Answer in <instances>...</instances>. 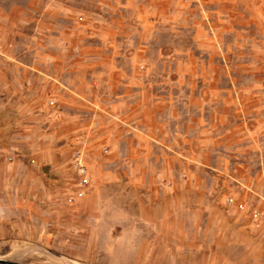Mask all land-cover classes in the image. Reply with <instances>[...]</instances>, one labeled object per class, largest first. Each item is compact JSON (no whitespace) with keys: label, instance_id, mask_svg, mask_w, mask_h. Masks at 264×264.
Segmentation results:
<instances>
[{"label":"rangeland","instance_id":"374dc122","mask_svg":"<svg viewBox=\"0 0 264 264\" xmlns=\"http://www.w3.org/2000/svg\"><path fill=\"white\" fill-rule=\"evenodd\" d=\"M91 1L89 12L69 15L70 35L78 42L71 51L84 47L90 52L84 57L83 75L67 73L62 66L51 72L46 56L43 63H36L47 70L40 77L20 76L14 70L8 74L12 93L18 97L21 91L23 98L41 103L53 130L56 125L74 127L73 139L15 140L19 146L12 148L7 146L10 140L0 139V156L5 154L7 163L71 167L64 178L53 175L52 183L73 182L64 188L74 194V201L65 202L63 194L61 206L79 210L80 216L55 235L52 228L44 243L0 242V260L26 253L22 261L13 262L264 264V0ZM80 6L74 8L81 10ZM111 20H117L119 28L111 30ZM102 25L108 28L103 30ZM39 30L40 35L54 36L48 28L32 24L21 36L34 44L17 37L3 43L0 38V54L25 52L27 46L29 52L44 55L67 50L68 44L61 42L58 49L55 43L52 49L49 43L44 49L37 47L33 36ZM135 51L133 72L130 60L97 57ZM109 62L123 71L124 77H116L115 84L135 85L133 95H123L120 103L114 101L121 90L108 91L100 70ZM216 83L234 90L231 99L205 92L204 87ZM203 93L206 101L196 107ZM185 96L191 102L186 110L180 102ZM132 101L138 102V115L123 123ZM201 129L205 131L200 135ZM199 137L201 146L217 141L210 155L211 165L217 166L210 169L218 175L217 184L207 187L210 195L203 203L195 195L194 183L173 187L166 182V167H209L198 162L200 157L176 155L178 150L188 153L186 147L197 149ZM38 142L54 144L57 150L35 156ZM77 158L87 170L104 167L110 178L93 188L88 171L89 184L81 187L74 168ZM115 170L121 172L116 182ZM89 187L95 198L85 203L80 198ZM227 198L234 204L224 205ZM239 205L244 209L237 210ZM88 207L96 217L82 220V210ZM115 225L119 233L124 229L128 233L110 237L101 229Z\"/></svg>","mask_w":264,"mask_h":264},{"label":"crops","instance_id":"0c3cea01","mask_svg":"<svg viewBox=\"0 0 264 264\" xmlns=\"http://www.w3.org/2000/svg\"><path fill=\"white\" fill-rule=\"evenodd\" d=\"M78 2L82 5L80 6ZM91 2V0H0V38L3 43H5L4 39L10 41L11 38L17 37L19 41L22 39L24 43L28 45L30 39H28L27 36L21 35L23 29L34 24L36 27L48 28L49 31H53L54 35H40L41 33L39 30V35L33 36L37 47L44 49L49 43L52 46L50 49H52L55 43L56 49H58L57 45L59 42L63 45L65 43L68 44L65 52L49 51L46 55H44V53L29 52V46H27L28 52L25 51L18 54L6 52L0 54V139L10 140V142H7V146L11 148L16 147L18 143H16L15 140L20 141L23 139H33L35 141L44 139L55 141L61 139L68 141L71 136V139H73L74 127L68 128L69 125L66 127H58L59 125H56L57 128L53 130L50 119L47 114H45L47 109L44 108L41 103L36 102V100L32 102L23 98L20 93L21 91H18V97L14 95L10 85L11 81H9L10 75L8 74L10 71L14 70L13 72L19 71L20 76L32 75L40 77V75H43L44 72L46 73L47 70L43 69L42 71L40 67H37V64L40 62L43 63V59L46 56L50 60L49 65L52 66L51 72H54L56 70L55 68L59 69V67L62 66L67 73L73 74L74 72L79 73V71H82L81 75H83V72L87 70L85 69L87 66L85 63L87 62L84 57L90 54V52L85 51L84 47L83 49L80 48L81 51L77 53L71 51V48L78 42L76 41L77 38L73 37V34L70 35V26L72 24L70 16L75 11H82V13H85L86 10L89 12ZM104 2V5L108 4ZM76 5L80 6L81 10L74 8L77 7ZM32 13L34 14L33 19L31 16ZM59 21L62 22V24H60ZM109 23H111L109 27L111 30L113 28H119V22H117V20H111ZM100 28L105 30L108 27L102 25ZM109 34L112 33L109 31ZM36 37H38V42H36ZM30 44L34 43L30 42ZM68 47L70 48L69 50ZM101 56L102 59L110 58V60H112L113 56H119L121 59L130 60L131 72L136 70L133 69V67H135L134 61L138 58V52L136 51L134 53L130 52L128 55L124 54L123 56L122 54H117V52L108 55L104 53L97 55L99 58ZM27 59L33 60L34 62H25ZM11 61H18V63L14 65ZM99 65H101V63ZM100 70H104L103 75L106 76L108 81H106V88L108 91H113V93H115L121 90L120 98L118 101H114L115 103L122 102L123 95H133L132 86L135 85H127V83H124L120 87V82L115 84L114 79H116V77H124L123 71L119 67L116 68L109 62L103 65V67H100ZM204 88L207 89L205 92H210L211 96H227L225 101L231 99V94L234 91L232 88H224L217 85V83ZM135 89L138 90L137 88ZM203 90L202 88L200 92ZM204 95L205 93L200 95V101L198 100L196 102L198 104L196 107L200 105L203 106V103L206 101ZM184 99V101L180 102H182V108L186 110L189 108L191 102L186 96ZM132 102L133 103L129 106L130 113L128 116H124L126 121L123 123L131 121L133 117L138 115V102ZM113 106L114 105H112V108ZM17 109L19 112L15 113L14 110ZM26 112H33L35 116L29 117L25 115ZM18 114L20 116H18ZM129 115L130 120L128 119ZM60 118V122L65 124L66 118L63 116ZM57 121L58 120L54 121L55 124ZM72 122L74 123V121ZM197 124H200L199 118L197 119ZM204 131V129H201L199 134L201 135ZM132 134L134 133L132 132ZM114 137L117 138V134H115ZM204 139L206 138L204 137ZM201 142H203V139L199 137L197 149H195L196 146H194V148H192V146L186 147L188 153L184 154L181 150H178L176 155H193L200 157L198 162H200L202 166L206 165L209 167H166V182L173 187L183 182L194 183V187L197 189L195 195L200 199V202L203 203L210 195L207 187L217 184L218 175L212 173L214 169H217V166L216 164L211 165L210 163V155L214 153L213 150L216 146L214 144H217V141L208 140V146H203V144L201 146ZM39 143L40 142L34 146V150L32 151L35 156H48L54 154L57 150L54 144L41 145ZM5 157V154L0 156V242H25L29 239H37L39 242L44 243L48 239L50 231L53 230L52 228L55 230L53 233L55 235L56 232H60L58 229L63 225L68 223H70V225L74 224L75 219L80 216L79 210H76V212L75 209L73 210L61 206V199L64 198L61 196L70 193L64 187L73 186V182H64L62 179L60 183H52L53 175L58 178H64L68 175V172H72L71 167H41V165L40 167L38 165H36V167H26L25 165L7 163ZM7 159H11L10 161H12L13 154L8 156ZM88 171L90 184H92L91 186L93 188L96 185L104 183L105 179L109 177L104 167H89ZM113 173V180L115 182L121 179V172L117 173V170H115ZM207 183L209 184L207 185ZM93 194L95 193L91 192V187H89L80 199L85 203H90L91 200L95 198ZM237 202L242 203L243 201ZM236 209L239 210V207H236ZM82 212V214H84L82 220L96 217V214L94 216L89 207L84 208ZM115 218L119 220V217L116 216ZM101 229L105 231L106 236L110 237L128 233L126 229H124L122 233H119L118 230H120V228H116V225L114 227H101ZM152 250L153 247H151V251Z\"/></svg>","mask_w":264,"mask_h":264},{"label":"built area","instance_id":"2783aa9c","mask_svg":"<svg viewBox=\"0 0 264 264\" xmlns=\"http://www.w3.org/2000/svg\"><path fill=\"white\" fill-rule=\"evenodd\" d=\"M78 161H79V159L77 158L74 162L75 166H76L74 168L76 169V173H77L78 178H79L78 185H80L81 187H87V185L89 184L88 170L83 164H81ZM74 198H75L74 194L67 195L65 198V202L72 204L74 201ZM225 203L227 206H231L234 204V199L233 198H227L225 200ZM238 207H239V209L244 208V206H242V205H239Z\"/></svg>","mask_w":264,"mask_h":264},{"label":"bare ground","instance_id":"6f19581e","mask_svg":"<svg viewBox=\"0 0 264 264\" xmlns=\"http://www.w3.org/2000/svg\"><path fill=\"white\" fill-rule=\"evenodd\" d=\"M34 253H40L38 250H36V251H34ZM26 253H16V254H14V255H12V256H10L9 258H8V260L10 261V262H13V261H22L25 257H26ZM62 258V257H61ZM72 262V261H71ZM13 263H15V262H13ZM73 263H74V261H73ZM17 264V263H16ZM69 264H70V262H69Z\"/></svg>","mask_w":264,"mask_h":264},{"label":"water","instance_id":"95a60500","mask_svg":"<svg viewBox=\"0 0 264 264\" xmlns=\"http://www.w3.org/2000/svg\"><path fill=\"white\" fill-rule=\"evenodd\" d=\"M0 264H16L10 261H4V260H0Z\"/></svg>","mask_w":264,"mask_h":264}]
</instances>
